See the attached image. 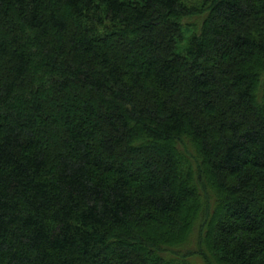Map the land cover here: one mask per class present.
Returning <instances> with one entry per match:
<instances>
[{"label": "trees", "instance_id": "1", "mask_svg": "<svg viewBox=\"0 0 264 264\" xmlns=\"http://www.w3.org/2000/svg\"><path fill=\"white\" fill-rule=\"evenodd\" d=\"M0 264H264V0H0Z\"/></svg>", "mask_w": 264, "mask_h": 264}, {"label": "rangeland", "instance_id": "2", "mask_svg": "<svg viewBox=\"0 0 264 264\" xmlns=\"http://www.w3.org/2000/svg\"><path fill=\"white\" fill-rule=\"evenodd\" d=\"M189 34V33H188ZM217 237V236H216Z\"/></svg>", "mask_w": 264, "mask_h": 264}]
</instances>
